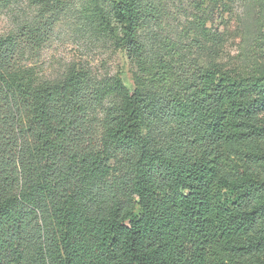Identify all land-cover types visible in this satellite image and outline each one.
<instances>
[{
  "label": "trees",
  "instance_id": "obj_1",
  "mask_svg": "<svg viewBox=\"0 0 264 264\" xmlns=\"http://www.w3.org/2000/svg\"><path fill=\"white\" fill-rule=\"evenodd\" d=\"M92 1L134 87L43 78L36 27L0 36V264H264V71H173L139 40L153 0Z\"/></svg>",
  "mask_w": 264,
  "mask_h": 264
},
{
  "label": "rangeland",
  "instance_id": "obj_2",
  "mask_svg": "<svg viewBox=\"0 0 264 264\" xmlns=\"http://www.w3.org/2000/svg\"><path fill=\"white\" fill-rule=\"evenodd\" d=\"M111 1L100 0L108 18ZM96 6L92 0H0V36L36 27L39 44L24 43L20 59L43 78L57 80L72 67L98 85L119 76L134 87V65L101 31ZM149 8L139 28L149 60L166 53L173 71L189 61L244 75L264 71V0H153ZM115 100L106 95L93 117Z\"/></svg>",
  "mask_w": 264,
  "mask_h": 264
}]
</instances>
